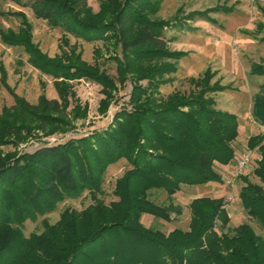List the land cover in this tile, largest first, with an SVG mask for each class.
<instances>
[{
  "label": "trees",
  "instance_id": "trees-1",
  "mask_svg": "<svg viewBox=\"0 0 264 264\" xmlns=\"http://www.w3.org/2000/svg\"><path fill=\"white\" fill-rule=\"evenodd\" d=\"M23 5L50 27L87 40H111L114 52L120 50V56H107L116 63L115 76L82 61L75 50L64 55L69 63L42 53L20 11L4 13L19 16L21 23L17 31L0 29L3 43L22 47L34 66L54 78L85 77L100 85L102 112L113 99L116 83L130 80V108L115 112L100 132L32 152L0 151V264H264V237L250 224L235 226L232 234L222 231L229 222L223 197L193 198L186 230L165 233L141 222L144 213L164 221L180 213L172 202L150 200L152 189L171 197L181 185L223 183L215 165L234 161L232 143L238 136L237 116L217 108L215 99L205 95L226 88L218 80L210 84L214 72L209 68L189 78L196 89L156 96L158 88L172 80L186 52L169 48L168 23L150 17L151 0H100L97 12L86 0H29ZM261 11L264 15V7ZM259 28L264 31V23ZM260 39L264 41V34ZM254 69L264 75V65ZM55 86L60 99L40 95L30 103L14 96V104L0 114V144L10 141L7 137L24 139L33 131L47 134L63 128L66 98L74 94L66 92L64 80ZM80 111L76 107L74 117ZM252 115L264 125V92L254 97ZM247 147L260 154L253 172L264 181V134L250 136ZM120 158L130 167L116 180L118 200L105 204L96 195L106 167ZM243 181L241 206L264 228V187L246 177ZM84 190L94 203L81 210L65 208L56 222H44L41 232L24 235L26 220L51 212L65 197Z\"/></svg>",
  "mask_w": 264,
  "mask_h": 264
},
{
  "label": "rangeland",
  "instance_id": "rangeland-1",
  "mask_svg": "<svg viewBox=\"0 0 264 264\" xmlns=\"http://www.w3.org/2000/svg\"><path fill=\"white\" fill-rule=\"evenodd\" d=\"M27 2L29 0H21V3L17 0H0V29L11 28L17 31L21 23L20 17L4 13L23 12L31 24L32 42L42 53L48 57L60 56L65 59L64 55L75 50L82 61L90 66L97 65L100 70L115 76L116 63L107 56L115 52L120 56V50L117 48L114 52L110 45L111 40H87L70 34L61 27H50L46 21L35 18L32 10L23 5ZM86 2L93 12L99 10L100 0ZM151 2L154 9L150 12V17L168 23L165 38L169 48L186 52L178 60L176 71L170 75L172 80L161 85L156 96L166 98L174 92L184 93L196 89L190 84L189 78H198L209 68L214 72L210 84L218 80L217 84L226 88L222 91L207 92L205 95L215 99L217 108L237 116L238 136L232 143L235 155L229 168L215 165L223 183L181 185L171 197L161 189H152L149 191L150 200L159 205H168L172 202L180 207V213H171L170 221L144 213L141 222L165 233L174 228L186 230L191 216L189 204L193 198L223 197L229 215V222L222 228L223 232L232 234L235 226L248 223L257 234L264 237V228L249 217L242 208L238 196L240 188L244 185V177L264 187V181L253 172L260 154L247 147L250 136L264 134V125L256 121L252 115L254 97L264 92V75L254 69L255 65H264V41L260 39L264 31L259 28V24L264 23L261 11L264 0H151ZM28 58V53L22 47L8 46L0 39V114L3 108H9L14 104V96L23 97L30 103H36L40 95L60 99L55 86L57 80H64L68 85L66 92H73L74 95L73 97L67 95L69 103L64 109L65 122L61 124L63 126L61 130L47 134L33 131L24 139L7 137L10 141L0 144V151L3 153L32 152L45 145L51 146L92 132L103 131L111 123L115 112L121 108H130L128 103L130 80L123 84L116 83L117 90L113 93V99L102 112L100 100L104 98V94L100 85L85 77L54 78L34 66ZM63 61L69 63L66 59ZM142 83L145 84L146 81ZM76 107L82 112L78 117H74ZM244 152L251 153L250 161L241 174L235 175V157ZM129 167V162L125 158L109 164L103 175L101 192L96 195L97 199L105 204L117 201L118 197L114 194L116 180ZM228 178L233 179L232 185L226 183ZM94 202L88 190L76 196H67L51 212L38 215L33 220H26L22 226L23 233L25 236L39 233L43 230L44 222L50 224L56 222L63 209L81 210Z\"/></svg>",
  "mask_w": 264,
  "mask_h": 264
},
{
  "label": "built area",
  "instance_id": "built-area-1",
  "mask_svg": "<svg viewBox=\"0 0 264 264\" xmlns=\"http://www.w3.org/2000/svg\"><path fill=\"white\" fill-rule=\"evenodd\" d=\"M251 153L250 152H244L240 154L238 157H235V175H239L243 172V170L246 168L247 164L250 161ZM226 183L229 185L233 184V179L228 178L226 180ZM228 200H231V198H228ZM226 206V205H225Z\"/></svg>",
  "mask_w": 264,
  "mask_h": 264
},
{
  "label": "crops",
  "instance_id": "crops-1",
  "mask_svg": "<svg viewBox=\"0 0 264 264\" xmlns=\"http://www.w3.org/2000/svg\"><path fill=\"white\" fill-rule=\"evenodd\" d=\"M221 167H223V168H229V165H220ZM210 184H216V183H214V182H210V183H208V185H210ZM218 184H220V183H218ZM207 185V184H206ZM205 187V186H204ZM206 188V187H205Z\"/></svg>",
  "mask_w": 264,
  "mask_h": 264
}]
</instances>
